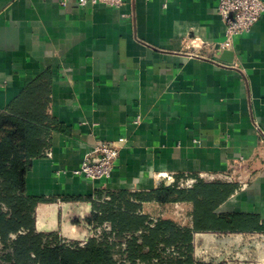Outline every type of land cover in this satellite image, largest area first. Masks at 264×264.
Masks as SVG:
<instances>
[{"label": "crops", "instance_id": "obj_1", "mask_svg": "<svg viewBox=\"0 0 264 264\" xmlns=\"http://www.w3.org/2000/svg\"><path fill=\"white\" fill-rule=\"evenodd\" d=\"M217 6L218 0H125L120 8L0 0V112L21 107L24 95L46 107L52 120L53 157H36L26 175L29 194L53 199L37 207V216H53L38 230L83 231L71 220L91 212L104 184L111 192L147 193L162 184L161 174L205 173L236 185L215 211L242 225L239 232L197 237L198 244L206 238L225 263L240 251L259 252L264 14L226 49L234 53L229 62ZM120 138L126 142L111 178L91 181L74 173L98 141ZM237 172L244 184L222 179ZM138 205L147 219L176 221L181 211V221L193 226V202Z\"/></svg>", "mask_w": 264, "mask_h": 264}, {"label": "trees", "instance_id": "obj_2", "mask_svg": "<svg viewBox=\"0 0 264 264\" xmlns=\"http://www.w3.org/2000/svg\"><path fill=\"white\" fill-rule=\"evenodd\" d=\"M27 97L22 96L24 103L21 107L13 106L8 113L0 112V241L4 245L0 264H156L154 258L165 264H226L221 256L208 259L195 256L196 238L201 237L195 233L240 231L238 226L242 224L236 216L218 215L215 211L236 189L235 184L223 181L200 179L192 188L162 183L147 193L112 191L110 201L94 200L90 213L81 210L73 216L71 223L88 233L106 221L111 222L119 234L133 233L128 241L127 257H124L126 250L117 248L116 243L107 239L90 238L85 246L77 248L61 244L51 246L50 242H44L46 237H57L55 233L47 235L37 231L46 219L53 220V216L42 212L39 217L35 215V209L53 199L29 194L26 175L32 161L41 156L48 145L52 120L46 107L31 105L25 99ZM43 101L47 105L45 97ZM144 201L161 204L193 202V226H182L172 219H160L154 227L146 225V216L138 213V204ZM3 204L8 211L3 209ZM21 229L26 233L18 234L13 240V252H6L10 246V234ZM139 230L143 232L135 235ZM172 248L176 254L169 252ZM117 254L123 257L116 258Z\"/></svg>", "mask_w": 264, "mask_h": 264}, {"label": "built area", "instance_id": "obj_3", "mask_svg": "<svg viewBox=\"0 0 264 264\" xmlns=\"http://www.w3.org/2000/svg\"><path fill=\"white\" fill-rule=\"evenodd\" d=\"M134 1V0H131ZM77 3L81 7H85L89 4H103L111 7L120 8L125 5V0H77ZM65 4V3H64ZM217 10L219 15L222 17L224 22L226 23V34L225 40L222 42L223 49H231L234 46V41L236 37L249 33L253 26L260 20L262 15L264 14V1L263 0H218ZM224 66H228L229 64L222 63ZM259 128V132L261 135V141L264 143V130ZM126 142L125 138H120L115 141H98L92 150L88 152L79 168L74 170L76 175L84 176L91 181H107L112 177L115 163L117 158L120 155L121 148ZM41 156L52 158L53 157V149L50 147L49 143L42 150ZM216 176L212 174H185L180 177H176L172 174H161L160 181L167 185H176L178 188H192L200 179L211 182L216 180ZM222 178H229L228 176H222ZM230 179V178H229ZM111 191L107 189L106 184L103 186V190L97 192L93 199L95 201L106 202L112 199ZM133 200V199H132ZM38 207V206H37ZM35 209V215H37L38 208ZM3 209L8 211V207L3 204ZM179 210V208H178ZM138 213L144 214L142 210H139ZM177 216L182 218L181 211ZM160 220V217H148L146 221V225L150 227H154L156 223ZM185 223V222H180ZM38 232H44L47 235L51 234L50 230H37ZM57 237H46L44 242H50L51 246H55L56 244L65 245L71 248L83 247L86 245L90 238H95L99 241L107 239L110 243H116L117 248L125 251L124 257H127V247L128 241L132 238L133 233L126 232L123 234H119L117 230L113 228L111 222L106 221L101 225H98L94 228V230L90 233L88 231L83 230L81 232H73L66 236L62 235L60 230H55ZM68 232V231H67ZM143 230H139L135 233V235H140ZM26 230L21 229L18 233L10 234V246L6 250V252H13V248L11 243L15 240L18 234H24ZM209 234V232L204 233H195V236L202 235L205 236ZM264 239L262 240V242ZM139 242H142V239L139 238ZM3 248V244L0 241V246ZM147 251L148 249L145 248ZM169 252H173L176 254L175 249H169ZM259 255H261L260 260L258 261L261 264V261H264V244L263 247L259 250ZM195 256L200 257L195 251ZM116 258H122L123 256L117 254ZM246 257V255H245ZM201 258V257H200ZM203 259V258H202ZM207 259V258H204ZM125 260V259H122ZM129 262V261H128ZM227 262V261H226ZM229 262V261H228ZM153 263L156 264H165L161 262L158 258L153 259ZM143 264V263H142ZM176 264V263H175Z\"/></svg>", "mask_w": 264, "mask_h": 264}, {"label": "rangeland", "instance_id": "obj_4", "mask_svg": "<svg viewBox=\"0 0 264 264\" xmlns=\"http://www.w3.org/2000/svg\"><path fill=\"white\" fill-rule=\"evenodd\" d=\"M235 177V178H234ZM241 178V179H240ZM223 180H225V181H227V180H237V179H239L240 180V182H242L243 184H244V182L246 181V179H244L243 178V176L239 173V172H237V173H235V174H231L230 175V179L229 178H222ZM217 180V179H216ZM175 210V209H174ZM176 218V222L178 223V224H180V225H182V226H186V224H188V221L186 222L185 221V223H180V222H182L177 216H175ZM50 231L52 232V233H55V235H57L56 234V231H55V229L53 230V228L52 229H50ZM61 232H62V235L63 236H66V235H68L70 232L68 231H66V230H64V228H62V230H61ZM202 237V236H201ZM203 237H206V236H203ZM206 238H204V239H202V240H199V244H198V240H196V252H197V254L201 257V258H210V257H213V255L214 254H216L214 251V248L212 247V245H208V244H205V242H206ZM263 244H264V241L263 242H261V246L263 247ZM2 245L0 246V255H2L4 252H3V250H1L2 248ZM239 253H241V251L240 252H238L236 255H235V257H233L232 258V260L229 258V259H227V264H259L258 263V261L260 260V257H261V255H259V252H256L255 254H253L251 257L250 256H246L245 257V254H243V253H241V255H239ZM199 257V258H200ZM4 261V260H3ZM229 261V262H228ZM261 264H264V261H261Z\"/></svg>", "mask_w": 264, "mask_h": 264}, {"label": "water", "instance_id": "obj_5", "mask_svg": "<svg viewBox=\"0 0 264 264\" xmlns=\"http://www.w3.org/2000/svg\"><path fill=\"white\" fill-rule=\"evenodd\" d=\"M223 54H224V59L226 61H229V62L232 61L233 55H234L233 51H231V50H225L223 52Z\"/></svg>", "mask_w": 264, "mask_h": 264}]
</instances>
